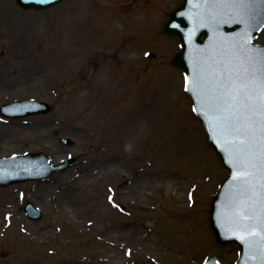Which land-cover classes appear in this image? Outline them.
Returning <instances> with one entry per match:
<instances>
[{"label":"rangeland","instance_id":"rangeland-1","mask_svg":"<svg viewBox=\"0 0 264 264\" xmlns=\"http://www.w3.org/2000/svg\"><path fill=\"white\" fill-rule=\"evenodd\" d=\"M180 3L67 0L25 11L0 0L10 9L0 16V61L6 55L20 69L8 86L0 74V106L26 99L50 106L26 118L0 115V146L7 147L0 157L74 159L44 182L0 187V264L235 261L237 246H216L208 222L227 172L181 71L169 64L178 42L160 30ZM254 42L264 44V29ZM15 128L13 143L3 144ZM26 202L39 219L25 216Z\"/></svg>","mask_w":264,"mask_h":264},{"label":"water","instance_id":"water-1","mask_svg":"<svg viewBox=\"0 0 264 264\" xmlns=\"http://www.w3.org/2000/svg\"><path fill=\"white\" fill-rule=\"evenodd\" d=\"M60 0H17L23 8H41ZM215 11H221L219 9ZM223 11H227L224 9ZM213 10L207 9L202 0H183L182 5L174 9L168 20L162 26L166 36H176L180 42V51L174 56L172 66L180 68L187 77V92L193 100L195 112L204 123L208 141L221 165L228 170L217 193L212 198L209 210L210 228L214 232L216 244L236 243L239 246V257L235 264H261V230L259 226L261 174L255 168L246 169L253 175L245 180L237 181L243 174L233 168L236 155L252 159L260 152V130H250L246 137L236 135L224 127L220 117L231 115L232 124L238 128L248 127V117L242 107L236 111L231 106L236 104V92L242 83L243 64L238 52L232 45L237 33L245 30V25L239 23L221 24L217 31L212 21L207 18ZM178 25V27H173ZM264 26L251 30L250 44L254 35ZM202 37V38H201ZM257 49L263 46L254 45ZM239 74V76L237 75ZM193 80H199L200 86L194 87ZM255 95V86H252ZM229 105V111L223 113L213 111L220 101ZM1 110L10 115L24 116L31 113L47 112L49 107L35 101H20L3 106ZM239 118V123H237ZM247 139L248 144L241 143ZM45 157L39 154L13 156L8 160H0V185L24 178L44 175L50 170L43 169ZM36 163V166L33 164ZM15 167H19L18 175ZM250 186V187H248ZM247 187V190H246ZM251 216L249 220L245 216ZM244 240L246 243H241ZM85 264V263H76ZM148 264V263H140ZM204 264H218L214 257H208Z\"/></svg>","mask_w":264,"mask_h":264},{"label":"snow or ice","instance_id":"snow-or-ice-1","mask_svg":"<svg viewBox=\"0 0 264 264\" xmlns=\"http://www.w3.org/2000/svg\"><path fill=\"white\" fill-rule=\"evenodd\" d=\"M202 3L207 9L213 10L212 14L206 13V16L212 21L213 27L217 31L221 24L239 23L245 25V30L236 34V38L231 45L240 55L244 73L242 83L237 88L236 104L231 107L236 111H239V108L242 107L245 113L250 114L248 127L241 129L233 125L231 115H221L220 119L225 122V129L234 132L236 135L247 137L250 130L259 127L261 144L258 157L253 161L246 156L241 158L240 155H236L233 168L243 174L236 178L237 181L245 180L247 182V178L253 175L252 171L246 170L249 168H255L261 174L259 226L261 230V248L264 249V49H257L249 42L252 34L251 30H258V26H264V0H202ZM217 9L221 11H215ZM224 9H227V11H223ZM173 27H178V25H173ZM145 55L147 56L148 53L146 52ZM237 75L239 76V74ZM185 80L187 81V77ZM253 85L256 89L255 95L252 91ZM193 86L199 87V80H193ZM185 90L189 89L186 87ZM213 111L220 113L229 111V105L221 100L219 105L213 108ZM237 123H239V118H237ZM241 143L247 145L248 140L244 139ZM244 211L245 216L251 220L252 217L247 215L248 210L245 209ZM241 243H246V241L242 240ZM259 255L261 264H264V251H260Z\"/></svg>","mask_w":264,"mask_h":264},{"label":"bare ground","instance_id":"bare-ground-1","mask_svg":"<svg viewBox=\"0 0 264 264\" xmlns=\"http://www.w3.org/2000/svg\"><path fill=\"white\" fill-rule=\"evenodd\" d=\"M9 12H10V9L8 8L7 5H5V4L0 5V16L1 17H5V14L9 15ZM4 22L5 21H3L2 23H4ZM14 54H16L17 57L21 56V55H18V53H16V52H13V53L10 52L11 57ZM49 55H51V58L49 61L52 60L54 62V66H56V65L58 66L60 57L59 56L56 57V53H54V56H53V52L50 53ZM0 74L4 75L6 77L4 82H6L7 86H8L11 82L17 83V80H18L17 77H19L20 69L17 65L13 64V61L11 59H9L8 56L5 55V57H3V59H2V61H0ZM4 86H6V85L4 84ZM9 132L11 134L7 137H3V139H2L3 144L13 143L14 137H15L14 135L18 133V130L15 128V129H13V131L10 130ZM0 145H1V143H0ZM0 148L2 150H7L6 146H0ZM0 155H4V154L0 152ZM43 184L44 183H42L41 186H43ZM37 193L38 192H35V195H37Z\"/></svg>","mask_w":264,"mask_h":264}]
</instances>
